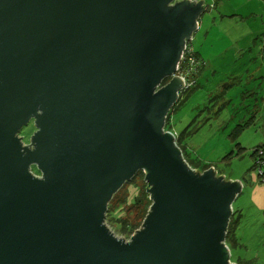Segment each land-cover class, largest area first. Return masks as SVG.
<instances>
[{"label": "water", "instance_id": "obj_1", "mask_svg": "<svg viewBox=\"0 0 264 264\" xmlns=\"http://www.w3.org/2000/svg\"><path fill=\"white\" fill-rule=\"evenodd\" d=\"M174 1L0 0V264H230L240 184L196 174L164 130L203 12ZM138 172L152 205L121 242L107 205Z\"/></svg>", "mask_w": 264, "mask_h": 264}, {"label": "rangeland", "instance_id": "obj_2", "mask_svg": "<svg viewBox=\"0 0 264 264\" xmlns=\"http://www.w3.org/2000/svg\"><path fill=\"white\" fill-rule=\"evenodd\" d=\"M184 1L175 0L174 4ZM187 1L202 2L203 13L190 46L203 65L195 76L194 88L182 95V105L172 114L169 132L175 140L180 139L188 167L194 165L201 172L211 169L216 178L241 184L228 226L229 232L234 228L240 246L230 250L231 263L241 259L264 264V164L256 165L257 156L253 155L255 149L264 147V52L260 42L264 0ZM36 130L33 121L23 127L20 137L25 146ZM31 173L40 174L35 166ZM136 179L141 187L144 181ZM123 186L129 189L127 201L133 203L139 191L126 183ZM119 190L107 209L110 203L119 207L126 194ZM120 209L122 212L114 209L118 210L113 219L117 224L112 221L105 227L116 240L128 242L141 231L149 213L144 219L143 209L129 205ZM126 220L134 226L141 223L140 229L127 236L129 231L121 229Z\"/></svg>", "mask_w": 264, "mask_h": 264}, {"label": "trees", "instance_id": "obj_3", "mask_svg": "<svg viewBox=\"0 0 264 264\" xmlns=\"http://www.w3.org/2000/svg\"><path fill=\"white\" fill-rule=\"evenodd\" d=\"M200 17V16H199ZM198 17V18H199ZM197 21H198V19H197ZM190 40L191 39H189L188 41H187V45H188V48L191 50V52H193L192 51V48H191V46H190ZM260 42H261V46H262V48H263V52H264V33L261 35V39H260ZM195 57H194V59H195V61L196 62H198V66L196 67V70H198V73H199V70L201 69V67H202V65H203V62H202V59L200 58V56L198 55V54H196V53H194L193 54ZM194 70H195V66H191L189 69H188V71L189 72H191V74L190 75H192V73H194ZM185 73H186V71H185ZM197 73V74H198ZM178 75H180V74H178ZM181 76V75H180ZM183 77V76H182ZM190 78H192V80H188L189 82H193L188 88H186V89H183L181 92H180V97H179V100L176 102V104L172 107V109L170 110V112H169V114H168V116H167V118H166V124H165V127H164V129H165V131L166 132H169V131H171L172 130V124H171V116H172V114L176 111V109H179L180 108V106L182 105V103H183V101H182V95H184V94H187L188 93V91H190V90H192L194 87H193V85L195 84V82H196V80H195V76H193V77H191V76H188L187 77V79H190ZM168 81L169 80H164L162 83H161V87H163V86H165L166 84H168ZM176 142V145H177V147L178 148H180V150H181V152H182V154L185 156V159H186V155L183 153V150H182V148L180 147V145H179V142H180V139H177L176 138V140H175ZM253 155L254 156H257V158H256V165H257V162L260 164V165H263L264 164V147H261V148H258V149H255V151H254V153H253ZM188 163V162H187ZM258 164V165H259ZM190 166H191V168H193V170L195 169L196 171H200L201 172V169L199 170L198 169V167H196V166H194V165H191L190 164ZM208 167V166H207ZM205 171V170H204ZM199 172V173H200ZM136 178H138L139 180H141L142 182L144 181V183H143V185L141 186V187H139V185H138V183L136 182ZM262 181H263V183H264V174H263V179H262ZM126 185H128V187H130V188H136V190H138L139 191V195H138V197L133 201V203H130V202H128L127 201V198H128V190L129 189H126V190H124V186H123V188L121 189V190H119V192L118 193H121L122 191H124L126 194L125 195H123V198H122V200L121 201H119V203L117 204V206L119 205V207L118 208H115V207H113V206H111V203L109 204V206H108V209H107V211H106V215H105V223L107 224V225H109L112 221H114V223H116L115 222V220H113V219H115V217H116V215L118 214L117 212H118V210H114V209H119V211L120 212H122V210L120 209V207L123 209V208H125V207H127L128 205L130 206V207H134L136 210H142L143 209V212H144V219H145V217H146V215L149 213V210H150V207H151V205H152V201H151V199H150V194H149V192H148V190H149V185H148V183H147V181H145V175H144V173L143 172H138L133 178H132V180L131 181H129V182H126ZM117 193V194H118ZM116 196V195H115ZM115 196H113L112 197V199H114L115 198ZM140 198V199H139ZM113 201V200H112ZM126 204V205H125ZM134 209V210H135ZM132 210V209H131ZM143 223V222H142ZM117 224V223H116ZM121 225H122V227H121V229H123L125 232L127 231H129L127 234H129V235H127V236H130L131 234H133V233H135L137 230H139L140 228H139V226L141 225V223L140 224H138L137 226H134V225H132V224H130V222L128 221V220H126V223H121ZM229 226V225H228ZM125 235V234H124ZM225 243H226V245L228 246V248L231 250L232 248H236L237 246L238 247H240L239 246V242H238V239H237V237H236V234H235V230H234V228H232V230H230V232H229V227L227 228V232H226V237H225ZM237 264H250V263H248V262H246V261H242L241 259H239V261H238V263Z\"/></svg>", "mask_w": 264, "mask_h": 264}, {"label": "built area", "instance_id": "obj_4", "mask_svg": "<svg viewBox=\"0 0 264 264\" xmlns=\"http://www.w3.org/2000/svg\"><path fill=\"white\" fill-rule=\"evenodd\" d=\"M187 43V42H186ZM185 43L183 50H182V54L180 56L179 59V63L176 67V71L177 73H183L186 71V73L188 75L191 74V72L188 71V69L191 66H196L197 62L195 61V59L192 57V52L191 50L188 48V45ZM183 76V75H182ZM184 77V76H183ZM259 164V163H258ZM260 165V164H259ZM215 176V174H214Z\"/></svg>", "mask_w": 264, "mask_h": 264}, {"label": "clouds", "instance_id": "obj_5", "mask_svg": "<svg viewBox=\"0 0 264 264\" xmlns=\"http://www.w3.org/2000/svg\"><path fill=\"white\" fill-rule=\"evenodd\" d=\"M203 13V12H202ZM201 13V14H202ZM200 14V15H201ZM193 34V33H192ZM192 37V36H191ZM187 42V41H186ZM185 42V43H186ZM185 45V44H184ZM193 51V50H192ZM182 54V53H181ZM194 54V52H192V57L194 58L195 56L193 55ZM181 56V55H180ZM180 59V58H179ZM179 63V62H178ZM178 63H177V65H178ZM198 66V62H197V65L195 66V70H196V67ZM177 67V66H176ZM195 70H194V73H195ZM175 73H177V71L175 72ZM194 73H192V75H188L187 73H185V72H183V73H177V74H180L181 76L183 75L184 76V79L186 80V84L184 83L183 84V86H184V88L183 89H186V88H188L193 82H189L188 80H192V78H190V79H187V77L188 76H191V77H193L194 76ZM179 97H180V93H179ZM179 100V99H178ZM165 130V129H164ZM192 170V169H191ZM192 171H196V170H192ZM196 173H199L198 171H196ZM200 173H203V172H200ZM240 184V183H239ZM240 189H241V184H240ZM240 193V192H239ZM239 195V194H238ZM237 195V196H238Z\"/></svg>", "mask_w": 264, "mask_h": 264}, {"label": "flooded vegetation", "instance_id": "obj_6", "mask_svg": "<svg viewBox=\"0 0 264 264\" xmlns=\"http://www.w3.org/2000/svg\"><path fill=\"white\" fill-rule=\"evenodd\" d=\"M197 73H198V70H195L194 76H196ZM176 76H178V77H182V76H180V75H178V74H176ZM182 78H184V77H182ZM184 82H185V80H184ZM194 172L196 173V171H194ZM199 175H202V173H199ZM37 176L39 177L40 174H38ZM227 247H228V246H227ZM228 249H229V248H228ZM229 251H230V249H229ZM231 262H233V261L231 260V251H230V260H229V263L232 264ZM233 264H234V263H233Z\"/></svg>", "mask_w": 264, "mask_h": 264}, {"label": "bare ground", "instance_id": "obj_7", "mask_svg": "<svg viewBox=\"0 0 264 264\" xmlns=\"http://www.w3.org/2000/svg\"><path fill=\"white\" fill-rule=\"evenodd\" d=\"M196 29H197V20H196ZM194 31H195V30H194ZM176 74H177V73H175L174 77L180 79V80L183 82V84H184V83H185V82H184V78H182V77H178V76H176Z\"/></svg>", "mask_w": 264, "mask_h": 264}, {"label": "crops", "instance_id": "obj_8", "mask_svg": "<svg viewBox=\"0 0 264 264\" xmlns=\"http://www.w3.org/2000/svg\"><path fill=\"white\" fill-rule=\"evenodd\" d=\"M197 54V53H196ZM199 55V54H198Z\"/></svg>", "mask_w": 264, "mask_h": 264}]
</instances>
